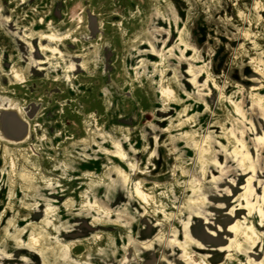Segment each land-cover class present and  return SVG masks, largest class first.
<instances>
[{
	"label": "rangeland",
	"instance_id": "obj_1",
	"mask_svg": "<svg viewBox=\"0 0 264 264\" xmlns=\"http://www.w3.org/2000/svg\"><path fill=\"white\" fill-rule=\"evenodd\" d=\"M0 264H264V0H0Z\"/></svg>",
	"mask_w": 264,
	"mask_h": 264
},
{
	"label": "water",
	"instance_id": "obj_2",
	"mask_svg": "<svg viewBox=\"0 0 264 264\" xmlns=\"http://www.w3.org/2000/svg\"><path fill=\"white\" fill-rule=\"evenodd\" d=\"M21 123L22 122H20V120L19 119H14V120H12V119H10V118H8L7 120H6V124H7V126H6V129H5V132H6V136H8V138H13V139H18V137L19 136H15L14 135V131L17 129V128H19V125H21Z\"/></svg>",
	"mask_w": 264,
	"mask_h": 264
},
{
	"label": "bare ground",
	"instance_id": "obj_3",
	"mask_svg": "<svg viewBox=\"0 0 264 264\" xmlns=\"http://www.w3.org/2000/svg\"><path fill=\"white\" fill-rule=\"evenodd\" d=\"M170 94V93H169ZM170 96V95H169ZM5 108H13V106H6ZM18 112H20L19 110H18ZM21 116V115H20ZM23 118V117H22ZM19 119V118H18ZM24 122V121H23ZM24 124L26 125V123L24 122ZM8 138V137H7ZM15 141V140H14ZM139 192V191H138Z\"/></svg>",
	"mask_w": 264,
	"mask_h": 264
}]
</instances>
